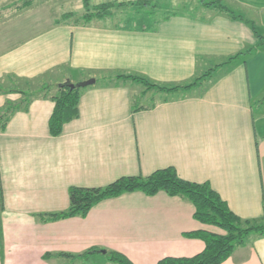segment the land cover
Here are the masks:
<instances>
[{
  "label": "crops",
  "instance_id": "1",
  "mask_svg": "<svg viewBox=\"0 0 264 264\" xmlns=\"http://www.w3.org/2000/svg\"><path fill=\"white\" fill-rule=\"evenodd\" d=\"M221 1L264 36V0ZM52 4L23 17L31 26L26 35L18 27H0V86L96 83L84 88L79 116L57 137L48 131L54 106L48 99L33 100L0 131V264H59L43 256L93 248L121 253L133 264L199 254L203 241L186 234L224 232L194 220L191 203L163 192L125 193L98 203L84 218L36 219L65 211L72 187L103 188L160 169L174 168L185 181L208 184L240 219L261 218L264 47L250 27L202 6L200 15L175 13L141 28L117 19L75 26L59 23L60 15L81 13L83 0H58L56 9ZM250 48L251 54L186 94L156 99L138 83L114 79L132 75L183 85ZM20 98L0 93V109ZM86 264L110 263L102 253ZM222 264H264V238H250Z\"/></svg>",
  "mask_w": 264,
  "mask_h": 264
},
{
  "label": "trees",
  "instance_id": "2",
  "mask_svg": "<svg viewBox=\"0 0 264 264\" xmlns=\"http://www.w3.org/2000/svg\"><path fill=\"white\" fill-rule=\"evenodd\" d=\"M199 5L206 9H213L218 13L228 16L233 21H239L250 27L254 37L258 41V46L264 47V36L258 33L255 24L237 14L227 7L221 0H197ZM33 0H25L18 9L30 8ZM90 0H83V14L64 13L61 15L59 23H71L75 26L87 25L94 20H101L110 15L113 7L110 3L95 6L90 10ZM137 7L151 8L149 1H138ZM156 6L153 5L152 9ZM254 51L250 48L238 53L225 62L213 66L203 75L195 77L190 83L183 85L164 86L152 83L147 79L132 75H116L115 80L131 81L142 85L145 92H153L158 95L186 94L195 89H201L205 83L212 79L213 74L220 68L229 65ZM10 81L13 79L8 77ZM70 81L59 84L50 82H40L36 87H32L30 82H25V87L18 86L12 89H3L0 86V93H16L21 96L17 102H7L0 109V131L5 126L10 117L17 111H26L33 100L48 99L53 103V111L48 121V131L51 136L57 137L66 123L79 116V101L84 88H69ZM75 85V84H74ZM151 105L150 107H153ZM138 107L133 111L140 110ZM141 192L146 196H154L163 192L170 197H179L191 203L194 207L193 218L201 224L214 226L224 232L222 235L213 234L206 231L186 234L187 237L197 238L203 241L204 249L197 255L190 258H164L157 264H222L231 257L236 248L244 246L252 237L264 238V207L263 215L259 219L243 220L234 215L214 192L208 184H196L181 179L174 168L160 169L149 176L122 177L103 188H79L72 187L68 191L69 205L65 211L58 213L37 215L36 219L41 223L55 222L62 219L80 217L84 218L92 207L98 203L119 197L125 193ZM3 211V196L0 190V253L4 246L3 228L1 223V213ZM104 254L106 263L110 264H133L125 255L102 249L93 248L81 254L48 253L43 259L48 262L60 261L59 264H86L90 258L96 254Z\"/></svg>",
  "mask_w": 264,
  "mask_h": 264
},
{
  "label": "rangeland",
  "instance_id": "3",
  "mask_svg": "<svg viewBox=\"0 0 264 264\" xmlns=\"http://www.w3.org/2000/svg\"><path fill=\"white\" fill-rule=\"evenodd\" d=\"M23 1L25 0H0V27H2L4 24H8L9 27H11L10 31L12 28L18 27L20 29L18 32L26 35L30 33L28 28L31 26L28 23L29 20L27 21V18L23 19L25 15H29L30 12L34 14L38 13L39 9L42 7H48L47 3H50L51 1L53 2V8H55V5L58 6V0H33L32 6L30 8H25L23 10L18 9ZM138 1H149L151 8L137 7L135 4ZM105 3H110L113 5V7L110 9L111 17L103 19V22H111L115 19H117V21L119 20L120 22L128 21L130 25H134L133 27L136 28H141L144 25V22L162 20L166 16L175 13L200 15L199 11L201 9L197 0H90L89 8L91 10L95 6ZM153 5L156 6L155 9H152ZM230 8L235 9L233 6H230ZM83 13L84 11L77 14ZM44 25L45 24H42V26ZM15 87L17 86H8L7 90ZM32 87H36V85L33 84ZM159 97L161 96L156 95L155 98L158 99ZM138 102L143 104L150 103L149 100L145 99L142 101L140 98Z\"/></svg>",
  "mask_w": 264,
  "mask_h": 264
},
{
  "label": "water",
  "instance_id": "4",
  "mask_svg": "<svg viewBox=\"0 0 264 264\" xmlns=\"http://www.w3.org/2000/svg\"><path fill=\"white\" fill-rule=\"evenodd\" d=\"M96 83L95 79H88L86 81L80 82L78 84H70L69 88L73 89L74 87H78V88H86V87H90L93 86Z\"/></svg>",
  "mask_w": 264,
  "mask_h": 264
}]
</instances>
